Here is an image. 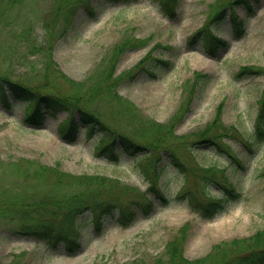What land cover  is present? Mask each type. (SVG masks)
Wrapping results in <instances>:
<instances>
[{
  "label": "rangeland",
  "instance_id": "1",
  "mask_svg": "<svg viewBox=\"0 0 264 264\" xmlns=\"http://www.w3.org/2000/svg\"><path fill=\"white\" fill-rule=\"evenodd\" d=\"M228 1L178 0L176 15L171 17L163 13L159 0H93L95 13L80 6L61 38L55 31L60 23L55 22L54 36L47 42L54 45L51 54L57 64L55 69L77 82H85L84 90L96 79L99 64L106 62L113 48L126 37L131 40L119 58L116 74L135 72L133 78L117 86L118 97L101 94L87 105L98 111L108 126L143 145L151 146L154 138L166 130L171 136H183L176 143L183 171L172 163L169 151L163 153L159 163L160 197L148 191L149 184L134 158L138 155L123 154L119 162L111 161L98 154L101 133L88 137L82 130L72 143L60 138L57 128L67 113L48 116L42 127L34 128L22 122L24 103L13 101L10 109L0 100L1 199L21 198L26 189L36 190L41 197L97 190L121 204L103 219L102 225L91 222L89 214L82 218L78 235L81 249L72 255L63 248L51 250L44 242L19 235L11 231L18 223L6 224L0 219V264H13L16 255H22L25 264H155L186 224L189 237L184 255L193 260L205 256L221 241L264 230V140L255 137L258 102L264 90V0L252 1V8L245 4L235 7L245 27L242 37H235L237 27L232 26L230 16L213 28L212 34L227 42L214 55L205 51L201 38L190 40L208 22L210 6L220 2L217 8H222ZM56 2L20 0L8 4L0 0V83L7 79L28 88L44 89L46 82H52L47 86H55L56 75L48 72L44 64L48 48L41 53L38 49L45 44L47 28L54 21ZM147 57L163 59L168 65L149 60L136 71ZM243 67L262 72L240 74ZM198 72L206 77L195 82ZM193 85L194 93H190ZM131 103L136 106L134 114L129 113ZM220 105L224 126L236 128L241 136L226 137L214 147L192 146L194 133L203 131L216 118ZM153 122L161 124L163 130L148 133ZM219 125L210 132L212 136L223 131ZM174 140L168 138L167 143ZM22 160L58 166L73 176L99 175L105 181L100 186L77 184L66 176V182L58 185L53 173L30 174L26 179L11 164ZM199 166L224 170L240 194L213 218L194 211L184 197L188 191L201 197ZM215 174L216 179L221 178V173ZM208 187L211 196L222 195L216 184ZM145 193L153 202L148 212L143 208ZM121 207L135 215L121 221Z\"/></svg>",
  "mask_w": 264,
  "mask_h": 264
},
{
  "label": "trees",
  "instance_id": "2",
  "mask_svg": "<svg viewBox=\"0 0 264 264\" xmlns=\"http://www.w3.org/2000/svg\"><path fill=\"white\" fill-rule=\"evenodd\" d=\"M18 1L20 0H6V3L16 4ZM107 1L128 2L131 0ZM252 1L258 2L259 0H229L226 3L227 5L225 3L222 4V8H217L220 2L212 4L210 6L208 22L202 29L191 36L190 40L195 41L201 38L204 42L205 51L214 55L227 42L213 35V28H217V24L223 22L230 16L232 26L237 27V34L234 33L235 37H242L245 27L244 23L239 20L235 7L245 4L248 8H252ZM92 3L93 0H60V2H56L53 8L52 19L54 21L47 28L48 34L44 42L45 44L40 46L38 52L41 53L44 47L48 48V59L44 64L48 72L51 70L56 75L53 80L55 86H47L52 82H46L44 89L40 86L37 88H28L25 85L6 79V82L0 83V100L6 108L10 109H12L13 101L24 103L22 122L24 125L34 128L43 126L48 116L55 118L61 112L67 113V116L59 123L57 128L60 138L65 142L72 143L77 141L79 133L82 130H85L88 137H93L96 133H101L103 137L97 150L98 154L106 155L111 161L119 162L123 154L127 156L138 155L137 159L141 164V171L149 184V189L161 197L163 195L159 183L162 168L159 166V163L163 158V153L169 151L172 163L183 170L184 164L180 160L182 156L176 144L178 140H183V136H171L169 135L171 132L166 130L163 135L154 138L155 140L152 142L154 144L151 146L143 145L128 137L122 131L108 126L100 113L98 111L96 112L95 109L89 108L87 105L93 99L97 98V96H101V94L118 97L119 92L117 91V86L123 81L133 78L135 72L116 74V66L119 58L131 44V40L126 37L124 41L113 48V54L106 62L101 61L95 72L96 79L85 90L83 89L85 82H77L68 77L62 70L55 69L57 64L54 65L51 54V52L53 53L54 45L47 43L54 36L52 29L56 26L55 22L60 23V28L55 29V31L58 33L57 37L61 38L68 31L72 22H74L77 14L76 11L80 6H84L91 13H95ZM159 3L163 13L171 17L176 15L178 0H159ZM5 5L9 10V6L7 4ZM228 8L230 9V13H228ZM203 31L207 32V34L203 35ZM149 60H154L156 64L168 65V62L163 59L147 57L141 62L136 71L144 67V64ZM261 72L258 69L243 67L240 74H257ZM204 77L206 76L199 72L196 73L195 82H198V80ZM92 79L93 76L89 81ZM195 86H191L190 93H194ZM258 104L259 111L255 120V137L258 141H263L264 90ZM129 105H132L131 107L129 106V113L134 114L133 109H136V106L132 103ZM136 111L138 114L139 111ZM222 115L223 110L220 105L217 108L216 118L203 131L194 133L192 146L194 144H209L214 147L219 145L226 137L241 136L236 128L232 127L231 130L224 126ZM178 117L180 118L181 116ZM219 124L223 126V131L219 135L215 134V136H212L210 132L212 129L220 127ZM151 125L147 130L148 133L163 130V126L159 123L153 122ZM168 138H175L176 140L172 143H167ZM163 140H165L164 143ZM189 150L191 152L192 148H189ZM234 158L236 159V156ZM11 164L13 170L22 177L30 174L51 175L53 173L58 177V185H61L64 181L66 182V176L71 177V181L77 184L93 183L100 186L105 181V178L99 175L73 176L59 170L58 166H47L35 161L22 160L21 162ZM199 171L201 173L198 176L203 180L199 186L201 197L192 191L186 192L184 197L188 199L190 207L194 211L199 212L206 218H213L223 212L232 200L240 197V194L236 191L225 173L223 174L224 170L206 167L200 168ZM216 171L221 173L220 179H216ZM193 173L197 175L196 170ZM26 179L28 178L26 177ZM213 183L222 191V195L213 197L209 194L210 188L208 186ZM24 187H28V185ZM22 193L21 198L15 196L11 201H7L8 198H0V219H3L6 224L10 222L18 223V226L11 231L26 238H33L39 242H44L51 250L63 248L66 253L71 255L77 253L81 248L78 235L80 227L82 226V218L86 214H89L91 222L94 221L98 225H102L103 219L112 214L118 205H121L117 200L105 198L97 190L73 192L59 196L49 195L45 197H41L39 195L40 193L34 189H26ZM138 204L140 202L136 203V205ZM152 206L153 202L147 197L143 208L148 212ZM121 209V221H129L135 215L133 211L128 214V209L122 207ZM188 228L189 225L186 224L179 229V235L167 244L164 255L159 256L155 264H264V230H259L248 237L221 241L214 244L205 256L190 260L184 255L185 243L189 237ZM24 260L22 255L20 257L16 255L15 261L12 263L25 264Z\"/></svg>",
  "mask_w": 264,
  "mask_h": 264
}]
</instances>
